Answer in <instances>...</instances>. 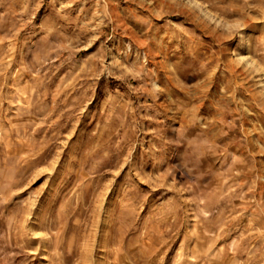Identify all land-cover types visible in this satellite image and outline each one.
<instances>
[{"label":"rangeland","instance_id":"obj_1","mask_svg":"<svg viewBox=\"0 0 264 264\" xmlns=\"http://www.w3.org/2000/svg\"><path fill=\"white\" fill-rule=\"evenodd\" d=\"M0 264H264V0H0Z\"/></svg>","mask_w":264,"mask_h":264}]
</instances>
